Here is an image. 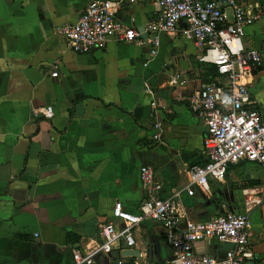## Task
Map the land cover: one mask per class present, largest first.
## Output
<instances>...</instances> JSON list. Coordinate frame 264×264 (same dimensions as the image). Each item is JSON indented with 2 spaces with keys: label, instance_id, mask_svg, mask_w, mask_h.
I'll return each instance as SVG.
<instances>
[{
  "label": "crops",
  "instance_id": "0c3cea01",
  "mask_svg": "<svg viewBox=\"0 0 264 264\" xmlns=\"http://www.w3.org/2000/svg\"><path fill=\"white\" fill-rule=\"evenodd\" d=\"M88 1L0 0V264H71L72 250H91L114 201L135 211L141 165L162 184L161 196L177 190L180 227L213 214L197 187L183 191L185 167L204 160V124L188 100L212 66L197 60L194 44L178 31L159 37L153 57L146 46L112 38L85 53L65 48L55 28L74 22ZM235 1L260 12L241 42L261 53L246 87L251 106L264 114V0ZM156 13V0H137L122 2L116 17L136 29ZM173 74L185 85H168ZM227 182L237 187L233 209L250 208L245 264H264V166L228 164L224 182L211 181L205 196ZM131 234L134 264L171 258L158 222L142 220ZM228 247L204 239L192 251L220 257ZM123 250L114 242L92 264L125 262Z\"/></svg>",
  "mask_w": 264,
  "mask_h": 264
},
{
  "label": "built area",
  "instance_id": "2783aa9c",
  "mask_svg": "<svg viewBox=\"0 0 264 264\" xmlns=\"http://www.w3.org/2000/svg\"><path fill=\"white\" fill-rule=\"evenodd\" d=\"M134 1L137 0H90L74 22L56 26L55 33L65 48L75 53L102 48L112 38L146 46L149 57H153L162 34L180 32L194 44L197 60L211 65L215 71L188 100L189 107L204 124V160L185 167L183 191L190 194L192 187H197L202 193H209L211 181L224 182L228 164L248 161L264 166V114L251 106L246 87L252 70L260 66L261 53L244 48L241 42L244 27L254 23L260 12L235 0H156L157 13L143 25L145 36L141 38L132 25L126 26L116 17L122 2ZM57 66L58 62H54L51 76H56ZM167 84L184 86L185 80L180 74H173ZM157 130L158 124L154 123V140L158 139ZM138 181L142 198L135 211H127L119 201H114L110 218L98 226L99 241L87 252L72 250L71 264H92L94 254L107 255L112 244L119 240L123 249L132 248L131 230L146 219L162 226L172 256L164 262L144 260L136 264H245L250 256L246 244L249 207L215 213L204 221H190L180 227L177 190L161 196L162 184L154 180L147 165L139 166ZM253 191L260 192L255 188ZM249 203L244 199L245 206ZM204 239L229 243L230 247L220 257L194 254L192 244Z\"/></svg>",
  "mask_w": 264,
  "mask_h": 264
},
{
  "label": "water",
  "instance_id": "95a60500",
  "mask_svg": "<svg viewBox=\"0 0 264 264\" xmlns=\"http://www.w3.org/2000/svg\"><path fill=\"white\" fill-rule=\"evenodd\" d=\"M136 31L139 33V36L143 38L145 34L143 31V26H138L136 28ZM237 187L231 185L229 182H227L224 186H219L215 188L211 192V196L206 197L204 193L199 192L202 198H204V205L208 206L210 205L212 208V215H214L215 212L217 213H224L225 211L232 212L233 206H234V196H235V190ZM206 197V198H205ZM131 249H124L121 253V257H128V260L125 262L116 261L112 264H134L132 261V258L137 257V252L132 253ZM147 261H152L148 256H145ZM246 264H251V262H248Z\"/></svg>",
  "mask_w": 264,
  "mask_h": 264
},
{
  "label": "trees",
  "instance_id": "16d2710c",
  "mask_svg": "<svg viewBox=\"0 0 264 264\" xmlns=\"http://www.w3.org/2000/svg\"><path fill=\"white\" fill-rule=\"evenodd\" d=\"M215 74L214 68L212 67V76ZM212 76L209 78V80L212 78Z\"/></svg>",
  "mask_w": 264,
  "mask_h": 264
}]
</instances>
